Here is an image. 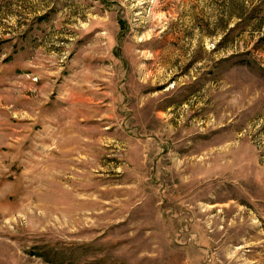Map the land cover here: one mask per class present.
<instances>
[{"label": "rangeland", "instance_id": "374dc122", "mask_svg": "<svg viewBox=\"0 0 264 264\" xmlns=\"http://www.w3.org/2000/svg\"><path fill=\"white\" fill-rule=\"evenodd\" d=\"M0 264H264V0H0Z\"/></svg>", "mask_w": 264, "mask_h": 264}]
</instances>
